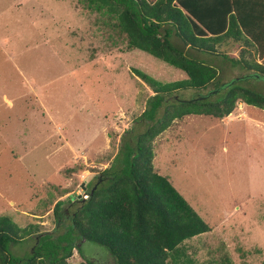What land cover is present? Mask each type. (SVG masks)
<instances>
[{
    "label": "rangeland",
    "instance_id": "obj_1",
    "mask_svg": "<svg viewBox=\"0 0 264 264\" xmlns=\"http://www.w3.org/2000/svg\"><path fill=\"white\" fill-rule=\"evenodd\" d=\"M87 4L0 0V215L21 228L52 231L56 202L70 212L86 199L154 94L135 69L161 82L188 78L148 52L131 50L116 20ZM236 46L229 41L218 50L251 49ZM251 55L264 63V54L253 49ZM201 56L220 67V83L248 73L222 55ZM245 84L264 92L263 81ZM215 87L178 92L203 97ZM240 103L221 119L187 115L154 139V161L162 153L168 161L161 174L211 226L183 242V264H264V110ZM35 238L12 244L13 254H28ZM82 249L69 261L115 264L103 245L83 239Z\"/></svg>",
    "mask_w": 264,
    "mask_h": 264
},
{
    "label": "trees",
    "instance_id": "obj_2",
    "mask_svg": "<svg viewBox=\"0 0 264 264\" xmlns=\"http://www.w3.org/2000/svg\"><path fill=\"white\" fill-rule=\"evenodd\" d=\"M87 2L89 8L116 20L131 50L148 52L183 70L188 78L161 82L135 69L154 94L134 120L137 125L123 134L111 164L97 175L89 197L78 200L70 212L56 202L58 227L52 231H43L38 224L21 228L11 217L0 215V264H97L91 259L69 261L74 249L84 253L83 239L105 246L115 264H183V242L210 231L211 226L155 168L154 139L190 114L221 119L240 102L264 110V92L245 84L246 80L264 82V63L251 55L253 49L264 54V6L231 0ZM232 38L233 47L244 42L251 49H239L240 55L220 53L219 45ZM202 54L222 55L248 73L220 83V67ZM212 83L215 92L203 97L183 98L178 92L207 89ZM143 123L145 128L137 130ZM29 236L36 237L32 251L14 255L11 245Z\"/></svg>",
    "mask_w": 264,
    "mask_h": 264
},
{
    "label": "crops",
    "instance_id": "obj_3",
    "mask_svg": "<svg viewBox=\"0 0 264 264\" xmlns=\"http://www.w3.org/2000/svg\"><path fill=\"white\" fill-rule=\"evenodd\" d=\"M150 1H156V0H150ZM176 1V0H175ZM191 1H194V0H191ZM201 1H206V0H201ZM214 1H217V0H214ZM231 1H255V4L259 3L261 6H264V0H231ZM249 4V3H248ZM230 41H232V46H233V43H234V38H232ZM242 42V41H241ZM243 44H245L244 42H242ZM221 46V45H219ZM245 46H248L245 44ZM240 104H243V102H241ZM246 105V103H244ZM170 128V127H169ZM168 128V129H169ZM159 156H160V153H159ZM156 158V157H155ZM167 164H168V161L165 160V158L163 157V153H162V156L160 158H158V164H157V159L154 161V166L155 168L160 172L162 173L160 170H166L167 168ZM157 165H159V167H157ZM161 168V169H160ZM160 169V170H159ZM168 171V170H167ZM167 172L165 171V174Z\"/></svg>",
    "mask_w": 264,
    "mask_h": 264
},
{
    "label": "clouds",
    "instance_id": "obj_4",
    "mask_svg": "<svg viewBox=\"0 0 264 264\" xmlns=\"http://www.w3.org/2000/svg\"><path fill=\"white\" fill-rule=\"evenodd\" d=\"M86 195H88V196H86V197L84 196L83 198H86L87 199L89 197V193H86Z\"/></svg>",
    "mask_w": 264,
    "mask_h": 264
},
{
    "label": "built area",
    "instance_id": "obj_5",
    "mask_svg": "<svg viewBox=\"0 0 264 264\" xmlns=\"http://www.w3.org/2000/svg\"><path fill=\"white\" fill-rule=\"evenodd\" d=\"M84 196L86 197V196H88V195L84 194Z\"/></svg>",
    "mask_w": 264,
    "mask_h": 264
}]
</instances>
